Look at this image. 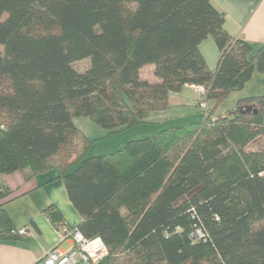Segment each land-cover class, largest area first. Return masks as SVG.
<instances>
[{
	"label": "trees",
	"instance_id": "obj_1",
	"mask_svg": "<svg viewBox=\"0 0 264 264\" xmlns=\"http://www.w3.org/2000/svg\"><path fill=\"white\" fill-rule=\"evenodd\" d=\"M224 23L211 0H0V174L58 169L77 229L109 249L96 264H264V94L106 155H90L74 123L114 133L168 109L186 84L218 104L242 90L264 75V43L253 50ZM208 37L214 70L199 50ZM46 212L64 223L56 206ZM10 221L0 208L3 234L17 236Z\"/></svg>",
	"mask_w": 264,
	"mask_h": 264
},
{
	"label": "crops",
	"instance_id": "obj_2",
	"mask_svg": "<svg viewBox=\"0 0 264 264\" xmlns=\"http://www.w3.org/2000/svg\"><path fill=\"white\" fill-rule=\"evenodd\" d=\"M211 1L224 13V27L230 35L244 39L253 50H257L264 43V0ZM199 50L208 68L214 70L220 55L215 40L212 37L204 39ZM150 79H155L153 73ZM236 92L238 99L264 94V75L255 71L244 88ZM169 103L168 109L151 112L145 123L133 127H139L137 131L125 135L109 153L122 148L129 140L156 135L163 129L197 121L203 114L197 104L192 84H186L179 92H172ZM74 123L89 139L95 131L104 132L103 128L87 117L75 118ZM145 125L149 127H140ZM0 183L8 191L5 197H0V208L10 217L11 227L27 228V234L10 237L3 234L0 227V264H34L54 247L66 251L72 246L71 239L61 237L60 230L46 212L50 205L56 206L63 216L64 225L69 229L78 228L82 222L58 169L51 168L34 173L27 166L11 173L0 174Z\"/></svg>",
	"mask_w": 264,
	"mask_h": 264
},
{
	"label": "built area",
	"instance_id": "obj_3",
	"mask_svg": "<svg viewBox=\"0 0 264 264\" xmlns=\"http://www.w3.org/2000/svg\"><path fill=\"white\" fill-rule=\"evenodd\" d=\"M196 94L197 104L201 109L208 106V89L204 85L192 84ZM4 128V125H0ZM62 238H70L72 246L62 251L58 247L47 251L43 257L34 264H96L109 254V249L101 237H87L80 230L69 229L64 223L57 224ZM13 233L23 236L27 234V228L13 229ZM205 234L201 228L191 234L192 239L204 238Z\"/></svg>",
	"mask_w": 264,
	"mask_h": 264
},
{
	"label": "rangeland",
	"instance_id": "obj_4",
	"mask_svg": "<svg viewBox=\"0 0 264 264\" xmlns=\"http://www.w3.org/2000/svg\"><path fill=\"white\" fill-rule=\"evenodd\" d=\"M90 65V59L86 58L83 60H79L74 63L75 68L78 71H84L86 70ZM152 71L153 68L151 66L146 67L143 70V76L146 78L152 77ZM236 91L230 92L219 104L215 100H208V105L210 110L214 111V114L216 116L227 114L229 111H232L236 109L237 103H238V96ZM140 127H149V126H140ZM133 129V130H131ZM138 128H130L128 130L118 131L114 133H108V132H94L92 137L89 139L92 141L91 147L89 148V152H92L90 155L93 154H102V153H109L110 151H113L115 146L121 141V139L129 134L137 131ZM144 129V128H142ZM130 130V131H129ZM124 146V145H122ZM263 146V140L257 141L253 147H262Z\"/></svg>",
	"mask_w": 264,
	"mask_h": 264
},
{
	"label": "water",
	"instance_id": "obj_5",
	"mask_svg": "<svg viewBox=\"0 0 264 264\" xmlns=\"http://www.w3.org/2000/svg\"><path fill=\"white\" fill-rule=\"evenodd\" d=\"M245 111H248V112L252 111V106L247 107Z\"/></svg>",
	"mask_w": 264,
	"mask_h": 264
}]
</instances>
